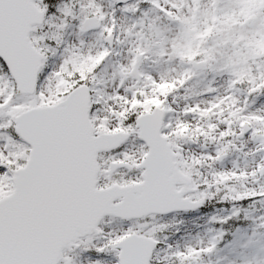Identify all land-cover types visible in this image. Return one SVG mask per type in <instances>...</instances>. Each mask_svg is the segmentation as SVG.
<instances>
[{
	"label": "rangeland",
	"instance_id": "374dc122",
	"mask_svg": "<svg viewBox=\"0 0 264 264\" xmlns=\"http://www.w3.org/2000/svg\"><path fill=\"white\" fill-rule=\"evenodd\" d=\"M49 1L51 13L45 12V4L40 5L46 20L32 36L35 47L43 48L49 59L44 75L60 72L74 56L95 57L107 50L109 55L88 76L95 97L93 115L101 127L119 126L113 112H131L122 98L134 100L143 94L149 112L155 105L149 99L162 103L168 116L166 126L170 125L164 132L169 134L181 170L194 180L197 192L191 199L209 200L207 213L136 223L138 230L144 224L148 225L144 231L156 230L155 264H179L177 253L213 244L214 250L197 257L195 264H264V233L259 232L264 223V177L260 176L264 89L253 91L264 83V9L259 0H143L152 3L148 8L141 3L119 6L111 0ZM92 16L102 20V28L80 33L81 23ZM105 28L112 30L111 36ZM138 50L143 53L140 71L145 77L139 86L129 74L122 75V69L131 68ZM193 62L206 63L207 70L194 72ZM74 72L69 64L62 73L63 94L77 85L78 77H71ZM165 82H177L167 96L156 87ZM41 87L46 95L49 89L56 92L57 78L43 80ZM3 90H10L7 82ZM29 99L15 98V103ZM7 119L2 115L0 123ZM245 124L251 132L242 135ZM126 149L135 157L145 151L136 136ZM110 163L111 154L101 157L102 170ZM138 175L123 170L115 178L131 182ZM131 226L112 219L102 224L105 236ZM94 243L102 245L104 239L96 237ZM96 260L118 264L115 253L82 255V264Z\"/></svg>",
	"mask_w": 264,
	"mask_h": 264
},
{
	"label": "snow or ice",
	"instance_id": "6c2138e0",
	"mask_svg": "<svg viewBox=\"0 0 264 264\" xmlns=\"http://www.w3.org/2000/svg\"><path fill=\"white\" fill-rule=\"evenodd\" d=\"M42 2L0 0V115L8 117L0 123V264H82L83 253L93 251L115 253L118 264H154L159 243L156 230L144 231L147 224L138 230L136 221L182 209L172 204L171 143L163 131L170 125H163L164 105L149 99L159 109L149 112L143 94L134 100L122 98L131 112H113L119 126L107 123L101 127L93 115L95 102L87 82L109 52L74 56L60 72L45 76L47 55L29 40L33 24L29 9ZM259 2L264 9V0ZM105 31L111 36V29ZM142 55L138 50L131 68L122 69V75L134 72ZM69 64L78 77L77 86L63 94L61 76ZM53 77L58 90L49 89L46 95L42 81ZM5 82L8 92L3 91ZM176 83L156 87L167 96ZM17 89L30 97L27 103H15ZM260 89L264 83L253 91ZM131 136L144 141L146 150L139 157L125 147ZM100 153L111 154V165L103 170L98 165ZM109 167L127 168L139 175L131 182H121L115 175H103ZM203 204L201 200L199 206ZM106 216L131 221L132 226L105 236L101 225ZM96 237L103 238L104 244H95ZM214 248L213 244L204 250L188 249L177 253L176 259L179 264H195L197 257Z\"/></svg>",
	"mask_w": 264,
	"mask_h": 264
},
{
	"label": "water",
	"instance_id": "95a60500",
	"mask_svg": "<svg viewBox=\"0 0 264 264\" xmlns=\"http://www.w3.org/2000/svg\"><path fill=\"white\" fill-rule=\"evenodd\" d=\"M124 1H130V0H124ZM29 16L33 18L32 26L36 24H41L42 15L36 11L33 5L29 9ZM170 160H171V166L169 173V185L171 191L174 193L175 196V199L172 202V204L181 206L182 209H179L178 211L194 210L195 208H197V205H192L188 200L185 201L182 200L184 195L191 192L190 182L179 174L175 156H173L171 152H170ZM177 185H185V189L181 193H176L175 189ZM183 208H188V210H183Z\"/></svg>",
	"mask_w": 264,
	"mask_h": 264
}]
</instances>
